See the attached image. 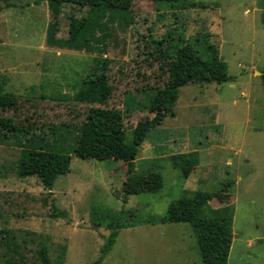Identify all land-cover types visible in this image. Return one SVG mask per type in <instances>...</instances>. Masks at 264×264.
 <instances>
[{"label": "rangeland", "instance_id": "obj_1", "mask_svg": "<svg viewBox=\"0 0 264 264\" xmlns=\"http://www.w3.org/2000/svg\"><path fill=\"white\" fill-rule=\"evenodd\" d=\"M189 1L207 7L178 9L171 4L179 0H135L127 22L110 24L103 53H90L47 44L53 20L48 0H0V94H12L22 104L17 112L2 114L23 120L36 113L33 120L44 126L45 143L65 148L72 157L70 171L57 178L50 193L38 177L18 176L25 147L0 145V231H10L15 242L4 245L0 235V264H41L40 243L47 245L52 264H93L110 234L104 215L126 209L141 219L163 217L182 193L213 194L228 179L234 180L230 192L209 200V208L233 211L229 264H264V0ZM73 12L86 14L64 8L59 38L68 37L67 16ZM205 35L235 79L180 89L175 117L150 131L135 161L137 175H161L163 186L131 195L125 204V163L73 154L74 128L91 107L75 95L93 73L95 59L108 58L113 96L104 106H92L121 110L131 141L137 123L152 117L132 104H147L142 90L163 84L159 62L150 55L158 50L154 42L193 44ZM129 99L134 102L128 107ZM50 126H59L56 137ZM191 153L200 164L184 181L172 156ZM53 201L66 218L52 216ZM97 221L102 227L94 225ZM100 264L201 260L189 224L143 223L122 229Z\"/></svg>", "mask_w": 264, "mask_h": 264}, {"label": "trees", "instance_id": "obj_2", "mask_svg": "<svg viewBox=\"0 0 264 264\" xmlns=\"http://www.w3.org/2000/svg\"><path fill=\"white\" fill-rule=\"evenodd\" d=\"M135 0H48L53 20L49 23L46 42L49 46L65 48L75 51L103 53L106 40L109 36L110 24L126 21L130 17ZM171 7L195 8L207 6L199 2L179 0ZM77 8L86 11L85 15L68 14V37L59 38L60 16L64 8ZM264 25V13L261 16ZM154 44L158 50L153 55L159 62L164 74L161 86L143 89L147 104L134 102L133 99L125 101L129 107L141 108L152 114L137 123L131 131V141H128L124 124V114L115 108H101L92 105L104 106L113 96V86L110 82V60L104 57L95 59L93 73L83 79L75 100L80 104L90 105L85 112L84 119L78 127L74 139L73 154L82 159L114 160L122 162L127 167V178L124 182L123 202L126 204L131 195L153 193L162 186L161 175L136 174V159L143 142L151 130L163 124L166 118L175 117V106L180 89L195 83L218 85L234 81L229 74L228 65L221 58L217 46L212 43L208 35L197 38L193 44L164 45L161 41ZM261 81L264 86V69ZM162 79V78H161ZM22 104L12 94H0V145L7 144L24 150L25 156L19 161L17 173L20 178L38 177L44 188L50 193L55 181L61 175L70 171L72 157L65 152V148H55L45 143L44 126L33 120V115L23 120L15 115H4L2 112L18 111ZM71 126V125H70ZM59 126H50L53 137L57 136ZM43 133V134H42ZM14 141V142H13ZM13 142V143H11ZM42 142V144L33 143ZM174 167L181 171L186 181L193 170L200 164L194 153L178 154L172 156ZM234 185L233 179L226 180L216 193L202 191L184 192L172 201L163 217H149L141 219L133 210L122 209L118 214L104 215L107 219V228L110 234L101 250L100 257L93 264H100L106 254L113 248L122 229L131 228L140 224L154 223H186L193 230L201 264H229V254L233 244V211L231 208L210 209L209 200L215 196L228 194ZM53 217L66 218V212L59 210L53 201L51 203ZM131 216V219L127 217ZM102 227V221L94 223ZM8 230H1L4 245L10 241ZM12 239H15L14 237ZM37 256L41 264H52L47 245L40 243Z\"/></svg>", "mask_w": 264, "mask_h": 264}, {"label": "water", "instance_id": "obj_3", "mask_svg": "<svg viewBox=\"0 0 264 264\" xmlns=\"http://www.w3.org/2000/svg\"><path fill=\"white\" fill-rule=\"evenodd\" d=\"M118 172H119V174H120V175H122V171H121V169H119V171H118Z\"/></svg>", "mask_w": 264, "mask_h": 264}]
</instances>
